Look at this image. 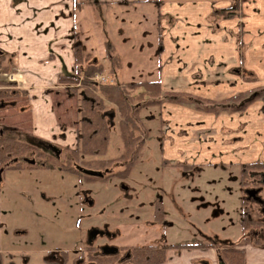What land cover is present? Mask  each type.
Wrapping results in <instances>:
<instances>
[{"label":"crops","instance_id":"0c3cea01","mask_svg":"<svg viewBox=\"0 0 264 264\" xmlns=\"http://www.w3.org/2000/svg\"><path fill=\"white\" fill-rule=\"evenodd\" d=\"M229 8L237 14L225 20L214 16ZM146 22L150 31L143 29ZM97 36L102 49L109 43L116 54V45L131 53L130 38L139 39V46L152 38L154 68L123 83H157L159 103L140 110L138 118L154 109L164 164L242 168L264 163V102L257 97L264 90V0H0L4 134L19 132L38 144L75 149L77 140L58 120L62 106L56 104V91L63 86L57 81L72 73L74 45L86 51L83 46L98 43ZM119 59L116 75L122 78L129 68ZM69 142L74 148L64 146ZM1 207L0 193V228ZM238 250L243 264H264V250L248 244ZM194 262L217 264L216 248L178 253L168 248L161 264Z\"/></svg>","mask_w":264,"mask_h":264},{"label":"rangeland","instance_id":"374dc122","mask_svg":"<svg viewBox=\"0 0 264 264\" xmlns=\"http://www.w3.org/2000/svg\"><path fill=\"white\" fill-rule=\"evenodd\" d=\"M143 29H150L149 22L143 23ZM96 40L98 43L92 40L91 45L83 47L96 63H101L108 71L99 44L101 39L97 36ZM139 42V39H129L130 45L126 47L131 53L128 54L124 53L123 47L116 45L117 54L126 66L124 69L129 68V71H123L122 78L115 76L122 83L132 79L130 77L145 76L144 71L150 73L154 68L155 57L149 48L152 38L141 40V46ZM104 74L105 81H111L109 74ZM138 92L141 90L134 93ZM56 94L60 97L56 104L62 106L58 111L60 127L72 133L76 141L77 133L74 131L78 126L79 98L67 96L64 87ZM106 107L113 109L107 104ZM139 118V133L144 135L145 141L125 180L112 177L84 181L81 175L71 178L60 171L61 164L55 158L57 154L62 164L67 158L68 163H73L74 159L68 157L66 148L56 145V150L49 152L47 143H35L19 132L9 134L30 148L21 162L25 172L7 173L9 177L4 183L2 176H5V171L0 167V264H42V260H60L57 253L60 250L67 253V264L77 263V259H83L81 250L88 245L86 234L92 229L106 230L114 234V238L109 241L103 237L96 238L89 245L135 249L139 254L144 245L168 249L169 246L203 244L219 248L239 238L240 194L237 181L243 169L221 165L207 168L202 165L184 167L179 164L174 167L164 164L158 150L159 126L154 109L142 111ZM117 121L115 112L109 128L106 154L103 157H80L78 163L115 160L122 153ZM64 146L74 148L75 144L69 142ZM27 159L41 162L44 167L38 163L37 168L29 169L25 163ZM83 168L101 172L95 165ZM243 180L249 187L250 175ZM156 201L165 205L161 223H156L152 217ZM249 207L252 208L251 205ZM250 240L252 244L254 241ZM254 244L261 247L264 241ZM174 250L179 252V249ZM101 260L112 261L111 258Z\"/></svg>","mask_w":264,"mask_h":264},{"label":"trees","instance_id":"16d2710c","mask_svg":"<svg viewBox=\"0 0 264 264\" xmlns=\"http://www.w3.org/2000/svg\"><path fill=\"white\" fill-rule=\"evenodd\" d=\"M237 14L236 9L229 8L215 12L218 19H228ZM104 60L108 64V71H105L101 63H96L91 54L86 52L79 44L73 47L74 67L70 75H63L58 78V84L65 88L67 96L78 97V126L77 146L68 151V157L78 160L80 157H103L106 154L109 142V128L112 127L113 114L118 115L116 123L119 140L122 144V153L115 160H98L80 163L82 167L97 166L110 172L104 175L106 178H117L125 180L138 157L143 146L144 135L139 133L138 127L140 110L158 104L157 100L160 91L157 83L154 82H119L115 75L121 67L120 59L115 49L109 43L104 44ZM5 72V71H1ZM108 73L110 83H102L95 80L96 76H104ZM141 92L134 93L138 90ZM264 102V90L257 93ZM239 95L235 99H241ZM177 103H184L182 100H175ZM107 105L112 106V110L107 109ZM195 108H200L193 105ZM29 147L23 145L10 137L0 139V166L7 163L11 158H16L23 154ZM116 164L115 166L113 164ZM15 166L18 167L16 164ZM9 167V168H17ZM243 173L264 171V163H255L242 167ZM18 169V168H17ZM65 172L77 173L69 166ZM85 180H97L84 176ZM163 209L160 202H155L153 206L154 221L161 223L163 219ZM246 217L242 216L241 227L245 230L252 224ZM244 241H241L242 244ZM212 248L210 245H178L169 246L171 249L189 248ZM217 249V248H216ZM166 248H153L146 246L142 253H136L133 264H161ZM217 255L222 264H243L242 253L235 250L233 245H224L218 248ZM193 264H206L205 262H194Z\"/></svg>","mask_w":264,"mask_h":264},{"label":"flooded vegetation","instance_id":"af4514ba","mask_svg":"<svg viewBox=\"0 0 264 264\" xmlns=\"http://www.w3.org/2000/svg\"><path fill=\"white\" fill-rule=\"evenodd\" d=\"M10 137L6 134H4L3 130L0 129V139L3 137ZM11 139L17 141L14 137H10ZM19 142V141H17ZM21 143V142H19ZM23 145H26L24 143H21ZM49 148L48 151H54L56 150V146L54 145H50L48 144ZM29 147V145H26ZM30 148V147H29ZM28 148V149H29ZM28 149L21 154L20 156L16 157V158H11L10 160L7 161V163H5L4 165L0 166L2 167L3 171H7V172H17V173H22L25 172V168H22V164L21 162H23V158L24 155L27 153ZM67 150V149H66ZM69 150H73V149H69ZM57 155V154H56ZM55 158L60 162V171H62L63 173L69 174L70 177L72 178L73 176H82V179L85 181L84 176L86 177H90L88 175H86L83 171H88L85 170V168H83L82 166L80 167V163H78V160H74L73 163H68V158L66 159V163L62 164V159H59L58 155ZM40 161V160H39ZM25 163L27 164L29 169L32 168H37L36 165L38 163L41 162H34V161H28V159L25 161ZM18 165L15 166V165ZM39 165V164H38ZM41 168L44 167V164L41 163ZM114 166L116 165L115 163L113 164ZM17 167V168H9V167ZM71 166L72 170H75L77 173H72V172H65L64 169L68 170V167ZM39 168V169H41ZM9 170V171H8ZM106 169H103L100 173H103V171H105ZM28 171V170H27ZM109 171V170H108ZM2 171H0L1 173ZM30 172V171H28ZM250 172H247L246 174L243 173V170H241L240 172V177H239V181H237L238 184V192L240 194V200H239V207H240V224H239V238L235 240L234 243L231 244H225V245H233L234 249L241 252L240 250H238L239 245H243V244H248L250 246H254L256 248H260L262 250H264V246L258 245V244H254L256 242H260V241H264V171H254L251 174H249ZM107 174V173H106ZM104 174V175H106ZM101 178H97V177H90V178H97V179H102ZM247 175H250L251 178V183L249 184L250 186L247 187V182L243 183V179L246 178ZM1 178V175H0ZM87 181V180H86ZM88 181H92V180H88ZM247 191H251L253 193L251 194H247ZM252 206V208H250L249 206ZM154 206V204H153ZM249 209V210H248ZM256 210H258L256 212ZM242 216L246 217L249 221H252V224H249V226L245 229L242 230L241 227V220H242ZM152 217L154 220V215H153V210H152ZM91 231H97L99 232V234H96L95 236H90V232ZM244 234V237H243ZM251 236H250V235ZM250 236V237H249ZM103 237L104 239H106L107 241H109L110 239L114 238V234H110L108 233L106 230H98V229H92L90 230L87 234H86V241L88 243L87 246L84 247V250H81L82 253L80 254V257H82L83 259H77V263H71V264H78L80 262H82V264H133V261L135 259V254L139 253L137 252V250L134 249H124V248H118V247H114V246H105V245H101L98 247H94L89 245V243L96 239V238H101ZM250 239H252V241H254L252 244L250 243ZM241 241H244L242 244L240 243ZM184 245H203V244H184ZM146 246H150V245H144V247ZM259 246V247H258ZM143 247V249H144ZM154 248V246H152ZM196 249H202L201 247H198ZM217 251L218 248L216 249V261L217 264H222L221 261H219L218 259V255H217ZM55 253V252H54ZM57 253H59V256L61 257L60 260H54L52 258V260H50V262H45L44 260H42V264H67L68 260H67V253H65L64 251H58ZM102 258H111L112 261L110 262H102Z\"/></svg>","mask_w":264,"mask_h":264},{"label":"water","instance_id":"95a60500","mask_svg":"<svg viewBox=\"0 0 264 264\" xmlns=\"http://www.w3.org/2000/svg\"><path fill=\"white\" fill-rule=\"evenodd\" d=\"M86 175L90 176V177H97V178H101L104 174L109 173L110 171L105 170L103 171V173L100 172H93V171H83ZM248 195L253 193L251 191H247L246 192ZM96 234H99V232L97 231H91L90 232V236H95ZM219 261H221L220 257H218Z\"/></svg>","mask_w":264,"mask_h":264},{"label":"built area","instance_id":"2783aa9c","mask_svg":"<svg viewBox=\"0 0 264 264\" xmlns=\"http://www.w3.org/2000/svg\"><path fill=\"white\" fill-rule=\"evenodd\" d=\"M105 76L103 77V76H96L95 77V80H97V81H101L102 83H110V81H105Z\"/></svg>","mask_w":264,"mask_h":264}]
</instances>
